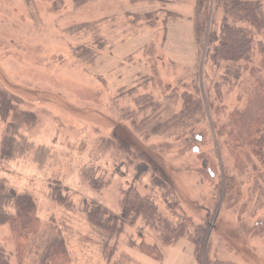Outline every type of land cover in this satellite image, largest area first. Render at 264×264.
Masks as SVG:
<instances>
[{
	"label": "rangeland",
	"instance_id": "rangeland-1",
	"mask_svg": "<svg viewBox=\"0 0 264 264\" xmlns=\"http://www.w3.org/2000/svg\"><path fill=\"white\" fill-rule=\"evenodd\" d=\"M193 13L194 0H0V91L25 113L0 181L41 223L22 257L0 226L9 264H40L57 239L69 264H264V24L248 62L217 63L205 43L222 13L210 3L198 44ZM129 188L184 237L163 247L141 219L111 238L87 221L85 204L119 215Z\"/></svg>",
	"mask_w": 264,
	"mask_h": 264
},
{
	"label": "trees",
	"instance_id": "trees-1",
	"mask_svg": "<svg viewBox=\"0 0 264 264\" xmlns=\"http://www.w3.org/2000/svg\"><path fill=\"white\" fill-rule=\"evenodd\" d=\"M212 2L221 11L222 20L219 33L210 31L206 38L207 53L212 52L210 59L213 62L232 65L242 61L248 62L254 49V33H259L264 24L259 16L260 0H196L194 31L197 44L205 33L207 12ZM138 99L140 98H137V103ZM17 103L16 97L4 90L0 91V119L5 123L9 119L1 142L0 161H8L14 153L15 146L23 141L19 137L21 126L18 124L22 120V114L25 113L16 110ZM23 117L28 119L26 115ZM23 124L27 125V120H24ZM26 144L27 148L36 151L42 152L45 149L43 146H34L32 143L26 142ZM58 189L54 188L55 194L59 192ZM132 192L134 195L132 194L131 197L129 194ZM53 200L60 205L64 201L60 196L58 198L55 196ZM83 213L93 227L106 232L110 238L119 236L127 221L131 225L137 219H141L146 226L157 232L158 240L163 247L173 246L186 233L183 224L171 226L158 212L155 204L148 197L140 196L133 188L123 191L119 215H112L105 207L96 204L83 205ZM40 224L33 198L28 194H18L0 181V226L9 227L20 257L24 255L29 238L39 232ZM197 231L202 234V237L205 234L203 227H198ZM191 242L197 249L202 244V238L199 241L193 239ZM139 250L153 260L162 261V256L155 245L142 243L139 245ZM67 256L64 241L57 239L51 242L42 253L40 264H69ZM196 261L198 264H204L198 256ZM0 264H9L1 248ZM211 264L227 263L214 259Z\"/></svg>",
	"mask_w": 264,
	"mask_h": 264
},
{
	"label": "crops",
	"instance_id": "crops-1",
	"mask_svg": "<svg viewBox=\"0 0 264 264\" xmlns=\"http://www.w3.org/2000/svg\"><path fill=\"white\" fill-rule=\"evenodd\" d=\"M162 2V1H161ZM195 4H196V0H194V13H193V19H194V15H195ZM172 13H166V17H168L169 15H171ZM173 15V14H172ZM150 17V14H146L145 16H143V17H139V18H137V19H142V20H145V19H147V18H149ZM136 19V20H137ZM134 20H135V18H134ZM150 25H152L153 26V23L151 24V23H149Z\"/></svg>",
	"mask_w": 264,
	"mask_h": 264
}]
</instances>
